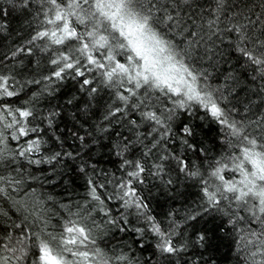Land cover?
<instances>
[{
  "label": "snow or ice",
  "instance_id": "snow-or-ice-1",
  "mask_svg": "<svg viewBox=\"0 0 264 264\" xmlns=\"http://www.w3.org/2000/svg\"><path fill=\"white\" fill-rule=\"evenodd\" d=\"M9 4L25 16H31L28 27L32 29L27 46L18 47L11 57L0 58L4 61L15 59L23 53L31 55L33 48L51 53L49 63L53 66L46 81H63L69 76L77 80L79 87L89 95L97 93L95 86L102 83L106 88H114L115 96L122 106L109 112H138L139 121L147 123L148 135L156 138L146 145L147 151L141 153L147 157L161 141H168L171 133V121L177 110L191 112L195 105L221 125L227 132L230 147L239 149V155H222L210 165L209 179L198 168H191L182 160H177L179 170L186 176L198 179L203 193V208L188 217L197 224L205 216L221 212L223 204L228 207L226 224L235 228L238 222H246L238 237L243 248L254 246L250 252L252 264H264L256 261L257 255L264 256V132L257 137L249 131L250 125L230 118V111L224 103L225 97H217L208 84V73L197 67L200 59L196 48L204 42L217 40L223 43L221 33L234 36L229 40L242 66L250 67L254 73L252 79L264 81V12H239L228 16L224 12L226 0H216V7L209 19L202 21L205 31L194 33L189 30L191 16L186 19L194 0H8ZM36 4L33 12L32 6ZM8 9L0 7V16L7 15ZM227 23H223L221 15ZM197 36L198 39L187 43L177 41L175 35ZM205 53L208 49H204ZM97 77L99 79H97ZM40 84L41 81H29ZM23 87V85H20ZM121 89L123 91H121ZM264 91V85H261ZM155 94V100L149 99ZM20 96L17 80L12 75L0 72V169L7 163L13 166L22 159L28 164L39 165L41 159L34 158L41 153L45 141L41 139L44 131L35 121L53 125V117L58 113L41 116L29 102L17 106L15 98ZM144 97V99H141ZM35 99V96H33ZM163 107H157V104ZM106 119L108 117H105ZM137 125L136 119L128 121ZM182 132L191 136L192 129L184 126ZM83 140V137H78ZM147 138V137H145ZM139 140V137L137 138ZM15 142V148H9V142ZM234 141L236 143H234ZM130 141H126L121 151V168L124 177L118 181L114 197H102L98 189L104 185L88 180L89 195L95 205L86 212H71L57 221L59 227L51 226L50 218L44 213L28 212L21 201L13 200V205L23 210V214L12 220L7 213H0V264H128V257L119 254L109 256L99 246L95 232L101 227L92 217L93 212L102 213L106 225L118 226L126 219L118 220L111 216L106 200L118 199L124 210L134 208L138 217L146 221L147 227L156 237L155 248L161 256L175 257L186 250L182 243L183 235L162 225L149 214V205L141 197L139 185L144 184L145 174L152 175V168L145 162L133 157L123 158L129 150ZM187 144V140L184 141ZM191 147V145H189ZM201 152L203 149L200 150ZM59 153L51 159H55ZM159 160L168 159L161 155ZM155 175L163 171L161 164H155ZM13 171L18 169L13 168ZM83 171V169H81ZM226 173H232L226 178ZM239 174V179L236 174ZM214 178L218 183H210ZM23 183L22 178L0 171V198L11 199V193L17 191ZM168 183H171L169 180ZM51 199V197H49ZM216 217H213L215 219ZM224 223L218 226L223 231ZM124 231V228H120ZM138 233L142 228L135 229ZM196 241L203 247L209 239L205 231H198Z\"/></svg>",
  "mask_w": 264,
  "mask_h": 264
},
{
  "label": "trees",
  "instance_id": "trees-1",
  "mask_svg": "<svg viewBox=\"0 0 264 264\" xmlns=\"http://www.w3.org/2000/svg\"><path fill=\"white\" fill-rule=\"evenodd\" d=\"M0 7L8 9L7 15L0 16V58L11 57L13 50L27 46L32 31L28 21L32 17L25 16L18 5L13 8L8 0H0ZM35 7L34 3L33 12ZM215 7L216 0H194V7L186 14V19L192 17L189 30L202 34L205 29L197 26L211 17ZM224 12L229 17L239 12L259 16L264 12V0H226ZM221 20L223 23L220 27L223 28L227 23L223 14ZM170 36H175L177 41L186 37L185 46L198 39L197 36H189L187 31L182 36L175 33H170ZM221 36L223 43L213 36L211 40L214 44L209 41L202 42L199 47L193 45L195 54L200 57L197 67L208 73V84L216 96L225 97L224 103L231 110L230 118L250 125L249 131L259 137L264 132V91L261 89L264 81L259 78L253 80L252 69L241 65L229 46V40L235 37L223 32ZM205 48L208 49L207 53ZM50 55L49 52L33 48L31 55L21 53L15 59L10 58L0 64V72L12 75L17 80L20 91V96L15 98L17 106L29 102L42 117L58 113L52 118L51 128L46 123L34 122L44 129L40 135L42 141L46 142L42 144L41 153L34 157L41 159L39 165L20 159L15 165L5 163L0 169L5 175L11 174L23 180L20 188L11 193V199L0 198V213L8 214L4 219L10 217L16 220L23 214L22 209L13 205V200H16L21 201L28 212L44 213L50 218L51 226L59 227L57 221L67 216V210L81 211L83 214L87 208L82 210V206L91 208L95 205L96 202L91 201L89 195V179L94 184L104 185L103 189H98L102 197H114L118 191L116 185L124 177L125 171L121 168L122 157L116 153L123 149L126 141H130L129 150L123 153V158L135 157L145 162L146 167L152 168L153 174L146 173L144 184L139 185L140 195L149 205V214L162 227L170 231L174 229L178 234L175 239L182 234V243L187 248L175 257L161 256L155 248L156 237L146 221L138 217L134 208L124 210L115 198L106 200L111 216L121 221L126 219L127 223L121 222L119 227L106 225L103 214L93 212L92 217L101 225L95 232L98 246L109 256H127L128 264H252L250 252L255 251V247L243 248V241L238 238L247 224L238 222L233 228V225L224 223L228 219L226 202H222L221 212L205 216L198 224L188 219L196 210L203 208L202 185L198 179L180 171L177 164V160H182L189 167L198 168L204 173V179H209L207 173L216 159L222 155L240 154L238 148L227 144L229 137L226 130L206 115L202 108L194 105L189 113L180 109L170 122L168 141H161L152 153L142 157L141 153L147 151L145 146H150L156 134L148 135L147 123L139 121L138 112L110 116L109 112L122 104L116 99V89L106 88L102 83L95 85L97 93L89 95L70 76L63 81H46L44 77L50 75L53 68L49 63ZM35 80L41 83H29ZM153 100L155 94L149 103ZM156 106L162 108L163 104ZM131 119H136L138 126L129 124ZM184 126L192 129L191 136L182 132ZM78 137H83V140ZM8 147L15 148V142L10 141ZM57 153L59 155L51 159ZM161 155L168 159L159 160ZM155 164L163 167L160 175H155L156 169L152 167ZM225 175L231 178L232 173ZM236 178L239 179L238 173ZM169 180L171 183H168ZM210 183L218 181L212 178ZM222 223L224 228L220 231L218 226ZM121 227L124 231L120 230ZM138 228H142L143 232L135 231ZM201 230L209 237L203 247L194 243L195 234ZM255 260L262 261L264 256L257 255Z\"/></svg>",
  "mask_w": 264,
  "mask_h": 264
}]
</instances>
